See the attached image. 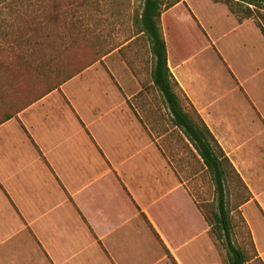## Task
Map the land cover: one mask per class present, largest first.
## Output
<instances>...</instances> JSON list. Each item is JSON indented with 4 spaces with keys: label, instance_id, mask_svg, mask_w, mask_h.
Wrapping results in <instances>:
<instances>
[{
    "label": "crops",
    "instance_id": "0c3cea01",
    "mask_svg": "<svg viewBox=\"0 0 264 264\" xmlns=\"http://www.w3.org/2000/svg\"><path fill=\"white\" fill-rule=\"evenodd\" d=\"M161 27L172 75L251 194L239 210L264 264V36L211 0L164 9ZM135 38L0 124V264H221L191 192L201 159L144 55L119 53Z\"/></svg>",
    "mask_w": 264,
    "mask_h": 264
},
{
    "label": "trees",
    "instance_id": "16d2710c",
    "mask_svg": "<svg viewBox=\"0 0 264 264\" xmlns=\"http://www.w3.org/2000/svg\"><path fill=\"white\" fill-rule=\"evenodd\" d=\"M84 1L87 0L81 3ZM180 1L183 0H142L140 12L134 13L135 30L132 37L138 38L137 35L141 34L146 38L149 55L152 57L150 81L170 109L173 123L182 128L195 148L201 159L199 162L203 173L210 176L214 190L213 199H196V202L210 227L209 235L218 248L217 243L226 248V255L224 251L222 257L223 264H263L258 258L251 233L239 210L242 204L250 200L251 194L216 138L188 102L167 64L161 13ZM211 1L224 4L238 22L252 20L264 36V27L258 18L260 12L264 14V0ZM76 12L77 8L55 9L45 5L30 9L25 17H31L32 21L29 23L26 18H22L23 22L20 23L28 22L25 25L28 27L20 28L26 36L14 41L16 47H1L0 124L16 116L28 105L58 88L104 55L105 52L87 59L92 56L94 45L92 40L83 43L78 41V30L81 28L73 19ZM68 20L71 21L68 23ZM71 49L75 54L62 57L63 53H71L68 52ZM237 186L241 193H236ZM234 189L235 197L232 195ZM233 212L247 226L251 254L244 245H237L233 240L236 227ZM168 256L176 264L173 257L170 254Z\"/></svg>",
    "mask_w": 264,
    "mask_h": 264
},
{
    "label": "rangeland",
    "instance_id": "374dc122",
    "mask_svg": "<svg viewBox=\"0 0 264 264\" xmlns=\"http://www.w3.org/2000/svg\"><path fill=\"white\" fill-rule=\"evenodd\" d=\"M82 1L83 0H0V50H2V46L16 47V42L14 41L26 36V33L21 32L20 28L28 27L25 25L32 21L31 17L25 16L30 9L37 7L41 8V5L55 9L77 8V12L73 19L75 24L81 28V30H78L80 32L78 41L83 43L92 40L94 45L92 56L87 59L96 57L97 55L99 56L104 52V54L111 53L114 49L132 38L135 30L134 13L138 14L140 12L142 0H87L81 3ZM22 18H26L28 22L20 24L23 22ZM258 18L261 20V24L264 27V14L260 12ZM70 21L71 20H68L67 22L69 23ZM72 50L73 49L68 51L71 53H63V56H61L68 57L70 54H75L72 53ZM132 50H137L144 55L145 77L147 80L150 79L149 75L152 57L149 55L148 42L143 35L127 45L122 46L119 53H127V51L131 53ZM53 54L55 55L58 53ZM80 54L82 55L84 53ZM49 55H51V53H49ZM145 56L147 58H145ZM37 62L38 61H36V63ZM202 177L204 181V189L202 192L196 190L195 187H191V192L194 193L196 199L199 201L212 200L214 197V190L210 176L203 173ZM233 191L235 192V189L232 190V195ZM241 192V189L237 186L236 193ZM233 197H235V194ZM233 216L236 225L233 240L237 245H244L251 254L252 252L249 246L250 237L247 226L241 221L237 213L233 212ZM217 244L220 248L219 250L225 251L226 255V248L222 246L223 244ZM220 262L223 264L221 258Z\"/></svg>",
    "mask_w": 264,
    "mask_h": 264
}]
</instances>
